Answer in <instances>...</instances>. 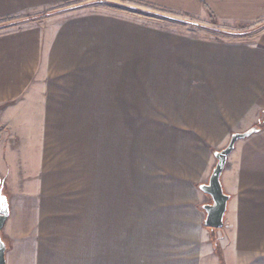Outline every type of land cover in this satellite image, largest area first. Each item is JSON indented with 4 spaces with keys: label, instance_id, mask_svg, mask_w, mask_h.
Masks as SVG:
<instances>
[{
    "label": "crops",
    "instance_id": "0c3cea01",
    "mask_svg": "<svg viewBox=\"0 0 264 264\" xmlns=\"http://www.w3.org/2000/svg\"><path fill=\"white\" fill-rule=\"evenodd\" d=\"M82 1L92 0H0V24ZM132 1L215 22L264 25V0ZM51 18L53 24L34 21L0 34L6 264H264V28L252 42L205 41L82 8ZM150 41L174 46L173 76L158 87L162 98L174 97L173 139H193L186 141L191 161L180 163L192 172L167 177L163 182L175 193L160 196L154 208L98 209L90 215L94 224L82 225V209L53 192L63 178L54 157H71L63 134L50 136L52 122L67 120L56 106L82 105V67L98 72L121 57L130 59L125 69L140 65ZM258 125L260 131L236 142L223 171L230 196L224 226L208 228L202 207L212 199L199 185L217 163L213 147ZM197 142L199 149L189 151Z\"/></svg>",
    "mask_w": 264,
    "mask_h": 264
},
{
    "label": "rangeland",
    "instance_id": "374dc122",
    "mask_svg": "<svg viewBox=\"0 0 264 264\" xmlns=\"http://www.w3.org/2000/svg\"><path fill=\"white\" fill-rule=\"evenodd\" d=\"M74 8L130 16L169 34L205 41L252 42L253 36L264 28L256 24L215 22L209 16H186L132 0H92L52 9L30 20L10 19L0 24V34L28 27L34 21L53 24L52 15ZM150 42L143 43L147 53L140 65L125 69L130 59L121 57L113 60L117 63L113 66L106 60L101 69L97 68L98 72L84 73L82 67V105L56 106L67 120L52 122L50 136L63 134L60 141L64 139L65 145L70 142L71 157L65 154L54 157L63 178L52 191L66 197L71 209H82V225H93L90 215L98 209L110 213L112 209L154 208L161 201L160 196L175 193L165 186L163 181L167 177L192 172L181 170L180 163L187 166L186 160L191 161L186 154V141L190 143L193 139H173L174 97L162 98L163 90L158 87L173 76L170 71L175 66L174 46L169 42ZM165 101L172 106L162 103ZM260 124L264 125V113ZM199 146L197 142L189 151ZM219 150L213 147V155Z\"/></svg>",
    "mask_w": 264,
    "mask_h": 264
},
{
    "label": "water",
    "instance_id": "95a60500",
    "mask_svg": "<svg viewBox=\"0 0 264 264\" xmlns=\"http://www.w3.org/2000/svg\"><path fill=\"white\" fill-rule=\"evenodd\" d=\"M260 126L250 128L245 132H235L231 135L227 146L214 152L217 160L212 170L208 183L199 185L200 190L209 195L212 199L211 204H205L202 208L206 213L204 225L208 228L221 229L224 226V217L227 211L230 196L224 191L222 185V174L225 169L228 157L234 150L236 142L251 136L260 131ZM10 215L9 201L3 193L2 177L0 175V264H6V244L2 239V230Z\"/></svg>",
    "mask_w": 264,
    "mask_h": 264
},
{
    "label": "trees",
    "instance_id": "16d2710c",
    "mask_svg": "<svg viewBox=\"0 0 264 264\" xmlns=\"http://www.w3.org/2000/svg\"><path fill=\"white\" fill-rule=\"evenodd\" d=\"M262 27H264V25ZM2 185H3V193H4V195L7 196L6 191H5V185H4L3 181H2ZM216 248H217V246H216Z\"/></svg>",
    "mask_w": 264,
    "mask_h": 264
}]
</instances>
